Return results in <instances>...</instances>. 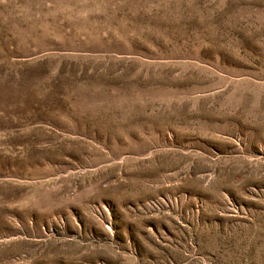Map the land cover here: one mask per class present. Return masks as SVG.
Returning <instances> with one entry per match:
<instances>
[{"label": "rangeland", "instance_id": "1", "mask_svg": "<svg viewBox=\"0 0 264 264\" xmlns=\"http://www.w3.org/2000/svg\"><path fill=\"white\" fill-rule=\"evenodd\" d=\"M0 264H264V0H0Z\"/></svg>", "mask_w": 264, "mask_h": 264}]
</instances>
